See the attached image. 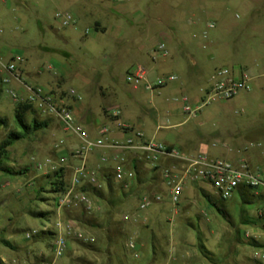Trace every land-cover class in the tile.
Returning <instances> with one entry per match:
<instances>
[{
	"label": "rangeland",
	"instance_id": "1",
	"mask_svg": "<svg viewBox=\"0 0 264 264\" xmlns=\"http://www.w3.org/2000/svg\"><path fill=\"white\" fill-rule=\"evenodd\" d=\"M74 1L0 0V78L9 80L1 87L0 117L6 118L9 126L0 131V145L16 128L17 102L7 90L27 95L26 85L63 97L74 90L76 94L69 96V102L80 106L73 107L76 117L77 113H88L102 125L106 109L109 113L119 111L120 119L146 140L171 145L186 154L207 153L213 158L248 159L253 163L263 160L256 145L258 141L264 143V92L254 88L229 101L207 93L216 69L226 67L241 73L264 66V0H164L158 9L153 0H87L89 11L103 1L105 7H111V13H95L87 21L62 27L56 14L74 17ZM119 1L126 2L128 12L117 9ZM194 17L201 19L197 27L191 24ZM97 20L100 25L95 23ZM209 24H214L213 29ZM101 25L107 28L105 32H101ZM162 43L167 47V57L154 54ZM18 57L23 61L17 62L15 72H9L7 68ZM181 63L200 70L196 84L186 90L178 88ZM137 67L145 70L151 84L163 75L178 80L149 92L144 82L138 87L126 82L127 74ZM183 95L193 109L200 107L196 116L183 111ZM36 116L50 121V128L8 148L7 159L0 164L3 264L55 262L51 240L35 239L45 227L56 231L52 226L56 195L50 193L35 164L53 154L58 138L68 139L71 135L60 131L55 121ZM3 167L25 174L7 175ZM147 171L143 172L146 182L126 197L115 216L118 222L124 213L138 217L137 223L123 224L130 236L138 238L141 249L140 257L135 259L125 241V264H212L200 253L201 243L217 264H258L253 254L264 247V224L243 222L261 216V207L243 205L238 193L222 202L205 185L204 192L228 214L227 220L200 187L192 185L177 208L165 200L149 210L137 211L140 191H164L153 190L160 181L150 180ZM41 212L52 214L43 219L36 215ZM98 217L95 221L99 223L102 217ZM32 231L37 233L27 238ZM88 231L97 238L95 246L104 242L102 229L89 227ZM86 246L73 241L71 250L56 264H103L102 255L90 252ZM154 253L158 254L155 259ZM114 263L119 264L118 260Z\"/></svg>",
	"mask_w": 264,
	"mask_h": 264
},
{
	"label": "built area",
	"instance_id": "2",
	"mask_svg": "<svg viewBox=\"0 0 264 264\" xmlns=\"http://www.w3.org/2000/svg\"><path fill=\"white\" fill-rule=\"evenodd\" d=\"M56 18L62 27L76 25V19L71 14L59 12L56 14ZM213 27L214 24H209V29H213ZM206 35L205 33L204 36L206 37ZM157 51L154 54L160 53L162 57L168 56V50L164 43L158 46ZM21 61L23 60L20 57L13 59L12 64L7 68L8 71L15 72L17 62ZM253 79L254 75L251 70L246 69L241 73H235L226 67L216 69L212 75V84L207 95L225 101L233 100L240 94L252 90ZM177 80L176 76L168 75L159 78L155 84H151L146 79V73L142 67H137L126 76L128 84L138 87L144 82L145 89L149 92H154L169 82ZM3 83L8 84L9 80L5 79ZM25 88L27 95L18 96L9 89L7 93L17 104L21 102L32 104L41 117L55 121L64 133L70 134L78 141L68 156L76 162L72 168L71 183L65 191L56 194L54 200L56 216L55 225L52 226L56 231L50 245L55 262L50 264H56L58 260L63 259L71 250L73 241L86 245L96 242V238L83 227L82 223L76 219L64 218L63 215L75 210H79L87 216H93L100 212L102 210L101 200L92 197L84 191V188H102L107 182L106 172L111 173L115 184L122 185L126 191H129L137 184L135 168L137 163L149 169H157L164 191L163 193L140 191L141 194L137 198V211L149 210L155 205L164 203L165 200L177 208L185 199V194L192 185L200 187L201 191L205 190V185L210 186L223 201L231 199L243 187L252 189L256 195L264 194V143L257 145L263 160L253 163L248 159L231 161L213 158L207 153L186 154L173 146L146 140L142 133L136 132L133 127L120 121H116L115 124L116 130L125 136L123 141L111 140L112 129L108 125L101 126L97 130V138H92L85 127L78 122L73 112V106L69 102V96L74 97L76 94L74 90L70 91L69 96L63 97L61 94H54L41 87L25 85ZM182 104L183 111L190 116H196L200 110V107L193 109L189 105L187 96L182 97ZM113 115L114 118H118L120 112H114ZM107 151H112V155H109ZM100 152V165L91 169L88 166L89 157ZM67 161L66 158H62L61 164ZM111 161L114 162L111 167L106 170L102 168ZM36 167L39 171L57 169L51 160H47L45 163L38 162ZM262 211H264V206L261 208ZM121 220L125 223L138 222V217L135 214L124 213ZM44 231H48V229L45 227ZM36 233L37 231L29 232L27 238H31ZM126 246L135 259L140 257L141 249L137 237L130 236ZM253 259L258 264H264V247H260L254 252Z\"/></svg>",
	"mask_w": 264,
	"mask_h": 264
},
{
	"label": "trees",
	"instance_id": "3",
	"mask_svg": "<svg viewBox=\"0 0 264 264\" xmlns=\"http://www.w3.org/2000/svg\"><path fill=\"white\" fill-rule=\"evenodd\" d=\"M98 32V31H97ZM3 85V80L0 78V95L2 93L1 87ZM62 96V95H61ZM38 113L34 106L32 104H29L27 102H21L16 105L15 112H14V123H15V129L10 131L7 137L4 141H2L0 145V164L4 162V160L7 159V150L8 148L12 147L16 143L23 141L32 135L43 131L47 129L50 125V121H41L37 118ZM9 122L6 118L0 117V131L4 128H8ZM2 172H4L7 175H24L25 173L22 172H15L12 168L9 167H3L1 168ZM26 172L28 169L25 170ZM154 173L152 179L153 180H160L159 174L157 172V169L152 170ZM158 174V175H157ZM105 177L107 179V186L109 189L108 196H104L101 191H98L96 188L92 187H86L84 188V191L88 192L92 197L94 198H101L105 199L106 202V211L101 221L98 223L94 220H89L87 218H84L83 214H80L78 217L84 225L96 228V229H102L103 230V237L104 242L100 244V246L95 245H87L86 249L89 250L92 253L95 254H101L103 259V264H115L114 261L118 260L119 264H125L124 258H127V254L123 250L124 243L128 241L130 238V235L126 231V229L123 227V224H126L125 222H118L115 219V216L119 214L120 207L123 205L124 200L126 197L135 191H137L138 186L142 184H135L129 191H126L122 185L113 184L111 173L106 172ZM50 183L51 187V193L52 194H58L60 192H63L68 187L67 182L65 181V174L64 170L60 169L56 171L53 175L45 177ZM137 185V187H136ZM42 191L44 188H41ZM205 198L216 207L218 212L224 216L227 220L229 219L228 214L222 209L221 206H219L217 203H215L211 196L206 194L204 191H202ZM243 205H257L259 207L264 206V194H258L256 195L255 192L247 187H243L238 192ZM224 202L223 200H221ZM52 213L48 212H41L36 214L39 218L46 219L51 215ZM97 220V219H96ZM263 223L264 224V211H262L261 216H259L257 219H245L243 224L245 225H257ZM55 233L51 231H41L39 235L35 236L36 241H39L41 239H49L52 241ZM51 246V245H50ZM200 253L202 256H204L205 259L211 261L212 264H217L212 259V254L206 249V247L201 243L199 246ZM156 250V249H155ZM165 254V253H163ZM158 254L154 253V258H156ZM124 256V258H123ZM50 261H43L42 264H50ZM0 264H3L0 260Z\"/></svg>",
	"mask_w": 264,
	"mask_h": 264
},
{
	"label": "crops",
	"instance_id": "4",
	"mask_svg": "<svg viewBox=\"0 0 264 264\" xmlns=\"http://www.w3.org/2000/svg\"><path fill=\"white\" fill-rule=\"evenodd\" d=\"M163 1L164 0H153L152 3L156 6V8L158 9L159 6H162L163 5ZM126 2H120L119 1V5L117 7V9L121 10V11H127L128 12V7L127 5L125 4ZM97 7L94 9L93 12L89 11V5H88V1L87 0H75L74 1V4H73V7H74V17L76 19V24L77 22H83V21H87L89 19V16L95 14V13H98L100 14L101 13V16H105V14H110L111 13V7H105L104 5V2L103 1H100L97 3L96 5ZM196 18L195 20L194 19H191V24L193 26H199L201 24V19L198 18V17H194ZM95 23H97L98 25H100L99 21H95ZM100 29L103 30L101 32H105L107 30L106 27H104L103 25L100 26ZM99 32V31H98ZM175 41V39H173ZM174 41H171V42H174ZM264 43V41H263ZM180 44V43H179ZM195 47H193V50ZM191 51V50H190ZM60 53H62V50L59 51ZM192 52V51H191ZM181 52H176L177 55H180ZM193 53V52H192ZM63 54V53H62ZM195 65V68L198 66L196 63L194 64ZM179 68H181L182 70V75L180 76L179 78V84H178V88L182 89V90H186L188 88H190L193 84H196V80L197 78L199 77V71L200 70H195L194 69V66H190L189 64H183L181 63L180 65H178ZM250 70V69H249ZM252 74L254 75V79H253V82H252V90L255 88L257 90H262L264 92V66L261 67V68H258V69H255V70H251ZM165 76H168V75H163V77ZM162 77V78H163ZM168 85V84H167ZM166 85V86H167ZM165 87V86H164ZM162 87V88H164ZM162 88H158L157 90H160ZM251 90V91H252ZM250 91V92H251ZM249 93V92H248ZM184 96V95H183ZM182 96V97H183ZM179 101V99H176ZM75 105H72L73 107L76 106V108L80 109V106L78 104H76V102H74ZM183 106V104H182ZM76 111V109H75ZM105 112V113H104ZM103 112V115L105 117V122L104 124L102 125H99L98 123H96L95 121H93L90 116L88 115V113H85L81 116L78 115L77 113V120L80 124H82L85 129L87 130V132L89 133V135L92 137V138H97L98 134H97V130L101 127V126H104V125H108L111 127L112 129V134L110 136L111 140L113 141H123L125 139V136L122 135L121 133L118 132V130H116V121H120L122 123H125V121H123L122 119H120L121 116H119L118 118H114V115L113 113H109V111L106 109L105 111ZM121 115V114H120ZM48 120H51V119H48ZM128 124V123H126ZM129 125V124H128ZM264 126V123L262 124V127ZM50 128V125L49 127ZM47 128V129H48ZM60 129V128H59ZM134 129V128H133ZM46 130V129H45ZM135 130V129H134ZM60 131H62L60 129ZM63 132V131H62ZM138 132V131H136ZM141 133V132H140ZM264 135V133H263ZM144 136V135H143ZM145 138V137H144ZM262 141H258V143H261ZM78 143V141L76 140V138H73L71 136L68 137V139H65V138H58L57 141L55 142V144L53 145V148H52V151H53V154L50 155V156H47L45 157L42 161V163H45L47 160H51L54 165L57 167L56 170L54 171H51V170H44V171H39L37 170V163H36V158L35 157H32V161L35 162V169L36 171L40 172L41 173V176L44 175V177H47V176H51L53 175L56 171L60 170V169H63L64 170V174H65V181L67 182V184L69 185L71 183V179H72V174H73V167L76 165V162L71 159V158H68L72 148ZM258 145V144H257ZM256 145V146H257ZM167 146H171V145H168ZM258 149V148H257ZM107 153H109V155H112V151H107ZM261 154V152H257V154ZM256 155V154H255ZM254 155V156H255ZM101 156V152L100 153H97L96 155H93V156H90L89 159H88V166L91 168V169H95L97 168L99 165H100V162H99V157ZM62 158H66L68 161L61 164V159ZM113 161H111L108 165L106 166H102L103 169L106 170V168L108 167H111L113 165ZM136 172H137V184H143L146 182V179L148 178H144L143 176V172L144 170H148L147 172L150 173V180L152 181H155L152 179L153 175L155 172H153L152 170L153 169H149V168H146L144 167L143 165H140V163H137L136 166ZM159 174V173H158ZM157 174V175H158ZM45 179V178H44ZM46 180V184L49 186V189L51 190V187L49 185V181L47 179ZM160 181V180H159ZM107 182H106V185H104L102 188L100 189H97L98 191H101V193L106 197L108 196V193H109V189H108V186H107ZM113 184H115L113 182ZM152 184V183H151ZM152 186V185H151ZM164 190L163 188V185L161 184V181H160V186L159 187H155L153 188V190H157V191H161ZM154 192V191H153ZM51 193V191H50ZM101 202H102V210L96 214H94L93 216H87L85 215L84 213H82L81 211L79 210H75L73 212H66L63 217L64 218H70V219H76L77 221H79L80 223H82L80 221V219L78 218L80 216V214H83L84 218H87L89 220H92V219H97L99 218L98 216H103L105 211H106V202H105V199H101ZM97 216V217H96ZM49 218V217H48ZM137 223V222H136ZM83 227L88 231V226L84 225V223H82ZM44 231V230H43ZM89 232V231H88ZM90 233V232H89ZM91 234V233H90ZM93 235V234H92ZM94 236V235H93ZM96 238V236H94ZM97 243V238H96V242L92 245H95Z\"/></svg>",
	"mask_w": 264,
	"mask_h": 264
}]
</instances>
